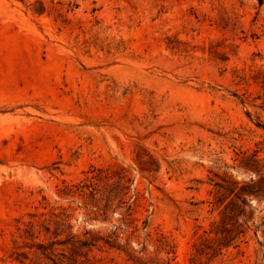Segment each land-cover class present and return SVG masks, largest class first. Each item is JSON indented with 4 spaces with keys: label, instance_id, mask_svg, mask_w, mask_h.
Here are the masks:
<instances>
[{
    "label": "rangeland",
    "instance_id": "1",
    "mask_svg": "<svg viewBox=\"0 0 264 264\" xmlns=\"http://www.w3.org/2000/svg\"><path fill=\"white\" fill-rule=\"evenodd\" d=\"M263 79L264 0H0V264H193L220 185L264 176ZM118 172L105 211L91 191ZM248 199L202 264H264ZM69 232L93 245L31 248Z\"/></svg>",
    "mask_w": 264,
    "mask_h": 264
},
{
    "label": "trees",
    "instance_id": "2",
    "mask_svg": "<svg viewBox=\"0 0 264 264\" xmlns=\"http://www.w3.org/2000/svg\"><path fill=\"white\" fill-rule=\"evenodd\" d=\"M19 1L26 3L27 0ZM32 10H34L36 13L43 14L45 13L46 8L42 2H39L33 6ZM254 163H256V166L250 167L257 171L259 175L260 170L257 166L258 160H254ZM101 173L94 176L93 178L101 180ZM118 177V181L108 184V186L103 190L94 187L91 191V195L94 197L93 199L98 204L104 202L105 211L110 210L116 205L117 208L121 207L126 203L125 198L130 192L131 179L128 178L123 172H118ZM220 187L221 188L216 192L215 198L212 202L215 206V209H220V220L213 222L212 230L217 236L216 242H211L208 238L203 239L202 243L196 247V255L192 259L193 264H202V255L211 253V256L214 257L216 253L223 248L229 247L231 245H237V241L245 236L246 229L241 217H246L247 215L245 205L249 200L248 196L253 195L257 197L264 194V176H261L257 182H253L251 184L240 186L238 182L229 180L227 185H220ZM98 195H100L99 198H97ZM129 209H131V206H129ZM60 227L61 226H58L57 230L53 233L54 237L56 238L64 232V230H60ZM147 227L148 222H145V228ZM47 231L48 233L50 232L49 229H47ZM76 238L77 236L75 234L69 232L68 237L64 240L55 239L49 245H46L43 242H38L32 244L31 248L36 247L38 251H41L47 258L54 260V247L56 245L72 243L74 245H78L79 248H88L93 245L88 241H83ZM17 256V260L20 258L23 260L28 259L27 253H19Z\"/></svg>",
    "mask_w": 264,
    "mask_h": 264
}]
</instances>
